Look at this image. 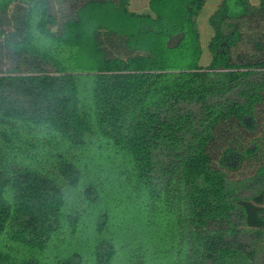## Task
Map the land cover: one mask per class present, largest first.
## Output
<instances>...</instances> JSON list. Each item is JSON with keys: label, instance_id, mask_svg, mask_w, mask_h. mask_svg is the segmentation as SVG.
I'll return each instance as SVG.
<instances>
[{"label": "trees", "instance_id": "1", "mask_svg": "<svg viewBox=\"0 0 264 264\" xmlns=\"http://www.w3.org/2000/svg\"><path fill=\"white\" fill-rule=\"evenodd\" d=\"M130 1L0 0V264H264V0Z\"/></svg>", "mask_w": 264, "mask_h": 264}, {"label": "rangeland", "instance_id": "2", "mask_svg": "<svg viewBox=\"0 0 264 264\" xmlns=\"http://www.w3.org/2000/svg\"><path fill=\"white\" fill-rule=\"evenodd\" d=\"M149 0H131L129 4V8L134 11H142L146 9ZM220 0H206L205 5L198 16V28L200 34V46L202 50L200 64L206 65L210 61V55L207 50V42L212 35V29L208 23V17L211 12L216 8L218 2ZM252 4L256 3L257 0H249ZM9 13L12 11V4H10Z\"/></svg>", "mask_w": 264, "mask_h": 264}]
</instances>
